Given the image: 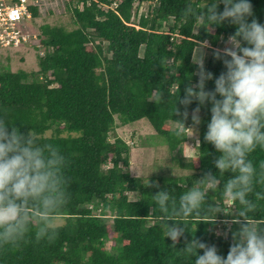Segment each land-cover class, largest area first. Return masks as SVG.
<instances>
[{
    "label": "trees",
    "instance_id": "1",
    "mask_svg": "<svg viewBox=\"0 0 264 264\" xmlns=\"http://www.w3.org/2000/svg\"><path fill=\"white\" fill-rule=\"evenodd\" d=\"M76 1L82 8L77 4L68 8L72 29L40 25L38 42L45 50L37 58L36 71H14L0 64V115L14 121L21 131L36 132L42 142L65 155L70 194L67 205L54 213L64 219L57 237L37 241L29 233L18 246H0V264H194L193 257L174 249L156 227L159 212L152 207V193L159 189L145 187L138 176L130 174L128 144L117 136L111 140L109 134L116 127V118L122 124L146 119L170 151H181L187 137L182 140L172 135L171 122L177 123L174 119L179 118L172 117V111L179 80L182 96L194 69V39L209 42L205 68L218 75L223 65L212 57L211 49L234 26L216 27L212 32L200 29L194 37L187 25L180 27L185 0H137L156 2L137 20L133 12L136 0ZM251 2L255 17L264 22V0ZM31 10L34 18L39 16V7ZM31 20H27L29 25ZM168 20L171 23L165 31L163 23ZM169 65H180L175 76L167 69ZM191 79L195 81L194 76ZM206 87L211 89L212 81ZM157 88L163 102L152 101ZM177 107L183 111V106L177 103ZM193 107L195 103L188 106L189 113ZM200 116L197 154L187 159L178 156L180 168L187 172L148 177L177 196L184 185L195 186L205 172L216 171L212 160L217 153L203 140L210 116L206 106ZM190 123V119L186 121V125ZM250 158L259 168L264 163V149L258 148ZM256 188L262 189L264 184L258 183ZM128 193L137 197L131 200ZM209 195L212 200L220 198L219 192ZM258 206V218L264 219V201ZM100 208L102 215L96 212ZM106 210L111 212L110 220L103 216ZM179 219L190 232H185L176 248L183 247L185 239L196 237L226 255L231 234L216 233L223 224L220 214L215 224L199 221L202 217L197 216ZM236 227L231 225L232 230ZM107 241H111L109 249Z\"/></svg>",
    "mask_w": 264,
    "mask_h": 264
},
{
    "label": "clouds",
    "instance_id": "2",
    "mask_svg": "<svg viewBox=\"0 0 264 264\" xmlns=\"http://www.w3.org/2000/svg\"><path fill=\"white\" fill-rule=\"evenodd\" d=\"M41 3L34 6L40 10ZM179 14L184 21L180 27L187 25L194 37L200 29L212 32L216 27L234 26L224 46L211 49L212 57L223 65L218 75L205 68L208 41L194 39V69L188 74L182 96L178 79L172 111V117L179 116L173 118L177 124L172 135L182 140L192 137L191 145L200 147V110L207 107L210 116L203 140L217 153L212 160L216 171L205 172L195 186L184 185L178 196L150 182L148 175L139 179L145 187L159 189L152 193V207L159 212L156 227L174 249L193 257L194 264H264V219L257 215L264 188H256L258 183L264 184V163L258 168L250 158L258 148L264 149V22L255 17L251 0H198L196 4L185 0ZM36 33L40 35L39 30ZM179 66L167 69L175 76ZM208 81L213 83L211 89L206 87ZM152 101H164L159 88L154 90ZM193 103L189 113L188 106ZM189 119L191 123L186 125ZM66 163L65 155L42 142L36 132L28 128L21 131L14 121L0 115V246H18L29 233L37 241L57 237L64 224L54 213L70 199ZM210 191L219 192L220 198L209 199ZM218 214L226 226L222 234H231L226 255H221L216 245L196 237L185 239L181 248L175 247L185 232H190L180 217L197 216L202 217L199 221L215 224ZM233 224L237 225L234 230Z\"/></svg>",
    "mask_w": 264,
    "mask_h": 264
},
{
    "label": "rangeland",
    "instance_id": "3",
    "mask_svg": "<svg viewBox=\"0 0 264 264\" xmlns=\"http://www.w3.org/2000/svg\"><path fill=\"white\" fill-rule=\"evenodd\" d=\"M75 4H77L78 8H82V5L79 2L77 3L76 0H71L70 2L67 0H47L42 2L39 16L30 21V31L36 33L40 25L43 24L61 25L66 29H72L74 25L71 21V10L68 8ZM150 4L155 5L156 2L136 0L133 4V12L136 13L134 18L137 20L141 13L146 15ZM169 23H171V20L163 23L162 29L168 30ZM37 37L36 41L28 43L22 48L3 47L0 49V64L7 65L14 71L17 69H24L27 72L36 71L38 69L37 58L44 56L45 50L44 47L37 48L35 46L39 43V36ZM224 40L226 39H221L217 43V48L224 46ZM206 51L208 54L205 58V63L209 56V50L206 49ZM140 53H142V49ZM176 124L171 122V127H175ZM190 131V129H186V133H190ZM115 136L124 140L130 148L129 172L133 176L146 178L148 175V177L157 178L182 174L187 171L180 168L178 156L187 159L197 154L196 145H191L194 142L192 137H187V140L182 143L181 151H170L166 144L155 135V130L146 119L122 124L116 118V127L113 132H110L109 138L112 140ZM128 197L132 200L137 197V194L128 193ZM96 212L102 215L101 208ZM103 216L107 220L112 217L109 210H106ZM58 218L64 222L62 217ZM215 231L217 234L224 233L226 226L220 224ZM223 236L225 237L226 235ZM106 246L109 249L111 241H107Z\"/></svg>",
    "mask_w": 264,
    "mask_h": 264
},
{
    "label": "built area",
    "instance_id": "4",
    "mask_svg": "<svg viewBox=\"0 0 264 264\" xmlns=\"http://www.w3.org/2000/svg\"><path fill=\"white\" fill-rule=\"evenodd\" d=\"M44 0H0V49L24 47L37 40L27 20L33 17L31 7ZM41 47L40 43L35 45Z\"/></svg>",
    "mask_w": 264,
    "mask_h": 264
}]
</instances>
